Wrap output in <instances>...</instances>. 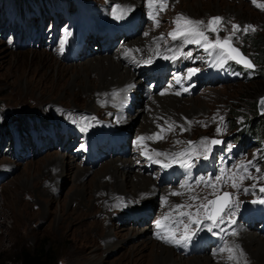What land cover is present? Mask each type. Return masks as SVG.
<instances>
[{
  "label": "rangeland",
  "instance_id": "obj_1",
  "mask_svg": "<svg viewBox=\"0 0 264 264\" xmlns=\"http://www.w3.org/2000/svg\"><path fill=\"white\" fill-rule=\"evenodd\" d=\"M107 4L105 0H0V196L10 193L17 185L23 184L28 189L32 187L31 182L37 176L35 168L39 164L43 171L49 160L61 156L65 167L55 180L54 190L46 175H41V185L29 189V199L38 203L43 213L48 209L47 200H54L51 205L54 211L52 223L47 225L40 220L36 235H27L22 223H9L6 233L8 242L6 246H0V260H13L25 250L36 251L45 242V247L56 257V264H177L171 260L162 263L157 260L165 253L161 251L163 248H169L172 259H183L182 264H203L194 262L202 254H211L221 264H239V255L232 263L227 260V249H233L232 255L241 250L239 244H245L246 239V236H238L242 229L258 234L260 254L264 257V203L259 202L264 199V192H260V188L264 187V136L251 130L253 125L247 122L253 119V124L264 123V112L258 114L255 106L264 95V7H257L258 4L264 5V0H255V3L253 0H195L184 7L179 0H167L163 11L159 10V4L150 9L146 0H142L139 9L122 12L127 20L132 18L129 26L134 28L129 33L122 30L127 23L121 24V20L113 14L115 3L102 11V6ZM150 12L155 15L158 25L150 18ZM182 13L193 21L203 22L200 29L209 41L231 37L233 45L254 65L252 69H246L228 60L221 66L218 50L209 54L202 46L193 43H184L177 52H169L177 56L175 60H160L161 57L157 56L151 63L142 65L141 68L150 66L156 69L155 66H160L163 61L162 69L165 71L161 77L163 80L152 91L148 89L151 88L149 80L142 75V87L137 95L143 92L159 94L169 86L174 90L172 95L179 96L183 106L179 108V117L167 119L176 125L177 142L173 143V137L155 140V144L160 142V146L171 147L172 151H164L160 147L153 150L168 154L182 150L191 152L194 166L188 170L180 167L179 161L170 168H161L142 156L141 147L134 143L138 136L147 132L150 113L145 100L149 99L148 96L137 99L133 96L131 110L125 112L126 117L131 119L128 124L131 126L119 125L118 111L106 112L102 108L103 112L99 109L96 112L100 114L96 115L86 110L85 99L88 96L83 90L90 84L85 82V73L81 71L87 66L88 57L111 55L117 45H124L133 36L142 38L147 30L150 33L154 30L157 34L151 43L160 47L170 46L175 41L168 33L175 28V17ZM214 16L221 17L222 23L217 32H210L206 24ZM103 22L105 25H116L121 30L120 35L106 39L101 45L98 44L101 37L94 36L93 40L87 39L78 49L75 58L68 59L62 55L76 38L77 27L90 24L97 28L98 25L103 26ZM233 24L240 26L235 34ZM245 26L251 28L245 32ZM66 32L69 35L65 36ZM62 40L65 41L63 48ZM101 46H104L103 50ZM188 52L192 53L191 57L187 56ZM171 64L180 67L179 71H175L179 83L171 77L172 71L167 68ZM190 68L199 71L190 79H185ZM45 82L46 87L41 89ZM185 88L188 92L183 93ZM177 92L180 94L177 95ZM109 105L115 107L113 103ZM140 108L142 113L134 116ZM82 115L89 117L85 119ZM86 126L87 131H83ZM212 138H219L221 143L211 146L208 159L202 156L196 159V153L203 151L201 142L211 141ZM116 158L128 159L126 170L129 174L121 173L126 188L130 189L132 184L128 175L139 172L155 183L157 192L153 198L137 202L123 200L119 201V205L113 204L112 208L99 207L105 203L106 196L100 195L95 181L101 176L107 179L113 175L107 167ZM242 165L247 166L246 171L240 167ZM174 173H179L180 178L178 182L171 183L169 176ZM234 173L237 176L236 188L231 186L230 179ZM240 175L246 178L240 180ZM76 176L80 178L79 189L74 183ZM218 176L222 177L220 181L216 180ZM205 182L215 184L216 188L207 186ZM173 188L179 189L173 191ZM222 191L231 194L234 205L231 210L235 215L229 218L226 212L225 222L209 231L212 222L204 219L203 208L198 206ZM173 192L180 194L172 195ZM142 193L139 191L138 194ZM254 200L257 202L253 203ZM176 205L185 207L177 211L174 210ZM81 211H86L83 222L75 218L74 222L78 223H74L73 233H67L68 225L65 223L71 220L63 218L61 213ZM198 211L202 223L191 242L176 245L158 238V234H166L167 227L177 228L176 236L179 238L183 225L173 221L186 223L188 218L181 217L179 213L195 215ZM165 214H169L171 219L164 221ZM249 216L253 221H248ZM101 220L102 237L93 240L98 231L95 225ZM157 220L162 221L159 229L156 227ZM144 230L146 234L141 235ZM233 232L236 234L233 235ZM107 234L110 235L108 238L105 237ZM210 236L217 237L216 245L212 243L205 248L189 249L194 241ZM227 241L228 247L220 251ZM150 251H154L153 254L147 255Z\"/></svg>",
  "mask_w": 264,
  "mask_h": 264
},
{
  "label": "bare ground",
  "instance_id": "obj_2",
  "mask_svg": "<svg viewBox=\"0 0 264 264\" xmlns=\"http://www.w3.org/2000/svg\"><path fill=\"white\" fill-rule=\"evenodd\" d=\"M140 1L142 0H105V3L108 4L102 6V11L108 8L109 4L115 3L114 4L115 9L113 11L114 16L121 20V24L126 22L128 23V25H130L132 18L130 17L127 20V17L123 16L122 12L124 13V11H127V13H130L129 10H131V8L139 9ZM192 1L195 0H179V2L183 5V7L185 6V4L188 5ZM202 1L204 0H201V2ZM196 6L198 7V5ZM127 13H125V15ZM121 15L123 17H121ZM182 15L186 17L185 14L182 13ZM145 33H147V35L144 34L142 38L133 36L131 38H128L124 45L122 46L117 45V49H115L111 53V55H105V56L99 55L95 57L90 56L87 58L88 59L86 61L87 66H85V68H83L82 70L80 69L82 73H85L84 74L85 82L87 81L90 84L89 87H85V90H83L86 96H88V98L85 99L86 110L91 113L94 112L96 115L100 114V112H96L99 109H101V112H103L102 108H105L106 112L113 113L115 111H118L120 113L119 115L120 122H118L117 124L131 126L128 125L129 123H131V119L129 117H126L127 114L125 112L127 110L128 111L131 110L130 107L132 105V101L134 100L133 96H135L136 99L140 98V96L142 98L148 96L149 99L145 100V105L148 106L146 108L150 113V117L148 119L149 125H147V132L143 136L147 137L150 134L155 133L156 131H161V129L157 127V125H160L165 129V131L162 132L163 139L168 137L169 138L173 137L172 141L175 144V142H177L178 140V138L175 135L176 128L173 131H168L167 130L168 125L165 122L168 121L167 119H173L174 117H179V114L181 113L179 108L183 107L179 102L178 99L179 96L174 97L171 93V91L174 92V90L172 89V87L169 86L168 88L166 89L164 88L162 90L161 93H164L163 95L161 93L150 95V93L146 94L144 92L142 94L143 96L142 95L138 96L137 94H139L138 90L142 87V83H141L142 75L143 76L149 75V73L146 74L145 72H143V70L140 69L144 64V61L148 60L150 57L152 59L157 58V56L161 57L159 58L160 60L162 59L170 60L173 54L171 53L170 55L168 53L171 51L177 52L178 47L182 46L186 42H184V39L181 38L171 43L170 46L160 47L161 45L158 46L156 45V43L155 44L151 43V41L152 40L154 41V39L157 37V34H155L154 30H152L151 33L150 31L147 30ZM126 37L127 36H125L124 39H126ZM125 53H127V55ZM116 55H118V58H115ZM165 56L169 57V59H164ZM163 63L164 62L161 61L160 65H162ZM158 65H156L155 67H158ZM161 75L162 73H159V76ZM46 85H47L46 82L42 83L41 89L46 87ZM110 103L115 104V107L112 108L109 105ZM142 110L143 109L141 108L136 110L134 112V116L141 114ZM81 117L87 119L89 116L82 115ZM143 117L145 118L146 114H144ZM115 127L121 128L119 126H115ZM155 143L156 141L153 140L144 141L146 150L149 153L153 151L154 147L155 148L160 147V149L162 148L161 150L164 151L166 150L172 151L171 147H167L164 145L160 146V142L157 144ZM164 151L163 153H166ZM154 159L164 160L165 158L154 157ZM49 161L50 163H47L43 171L40 167V164L39 166L36 167L37 169L35 168V172L37 173L36 174L37 176H35L34 179L32 180L31 182L32 187H29V189L37 188L41 181L40 179L41 175L42 176L46 175L47 182L50 184L52 183L51 187H53L54 190L56 185L55 180L59 175H61L63 170H65V167L61 156L55 157ZM127 161L128 159H123V158H116L114 160H111L107 168H109V170L112 171L113 175L107 179H103L104 176H101L99 180L96 179L95 184L100 191V195L104 194L106 196L105 203L103 202L104 204H102L99 207L106 209V207L109 208L113 206V204L114 205L118 204L119 201L127 200V201L137 202L139 200H143L147 198L151 199L154 197V194L157 192L155 183L152 180L147 179L145 176L141 175L139 172L134 173V175L131 176L128 175L129 178L128 181L130 182L131 180L132 184L130 189L126 188V182L122 178L121 173L126 172L127 174H129V172L126 170L127 169L126 165H128ZM81 175L79 176L81 177ZM79 176H76L74 178V183L78 189L80 185ZM133 177L136 178L133 179ZM29 189L23 184L21 186L17 185L13 188V190L10 193L2 194L0 196V246L1 247L6 246V243L8 242V237L6 236V233L9 231L8 228L9 223H11L12 225L17 223H22L23 227L26 229L27 235L30 234L36 235L38 233L40 220L46 222L47 225L52 223V217L54 211L51 208V205L54 203V200L50 198L49 200H47L46 204L48 203V209L45 213H43L39 207V204L34 203L29 199V194H30ZM173 189H174L173 191H177L179 188H173ZM49 191L52 192L51 188H49ZM139 191H143L144 193L138 194ZM164 193L165 192H163L162 194ZM95 206H97V204ZM168 209L169 208H167V212ZM85 213L86 211L85 212L81 211L77 213H68V214H64L63 212L61 213V216L63 218L71 220L70 223H65L66 225H68L67 233L70 234L73 233L75 229L73 227L75 223L74 222L75 218L79 219L78 222L79 221L81 223L83 222L84 217H86ZM101 224H102V220L101 222L100 221L97 222V224L95 225L98 231H97V235L93 236V240H95L97 237H102L103 230ZM62 227L64 226H61V228ZM145 234H146L145 230L141 231V235H145ZM109 236H110L109 234L105 235L106 238H108ZM238 236L240 237L246 236L244 242L245 244L241 243L238 240L240 242L239 245H241L240 246L241 250H238L237 253L232 255L235 258L237 255H239L237 259L238 263L243 264L245 263V261L247 262L249 261L248 262L249 264H259V263L264 264V257L260 254L261 241L259 239L260 237L258 238V234H256L255 232H249L247 230L242 229L239 231ZM225 243H226L225 246L222 247L224 249L228 247L227 245L228 241ZM168 249L167 250H165L164 248L161 249V251H165V253L164 252L163 254L160 253L162 256L157 255L158 256L157 260H160L161 263L169 260H171L172 262H176L177 264H182L184 262L183 259H179V260L172 259L171 253L169 252ZM151 252L153 254L154 251H150V253L147 255H150ZM233 259L231 260L227 259V260L232 263ZM254 260L256 261V263H250V261H254ZM194 262H202L203 264H221L216 260H214V257H212L211 254L210 255L202 254L200 256H197L194 259Z\"/></svg>",
  "mask_w": 264,
  "mask_h": 264
},
{
  "label": "snow or ice",
  "instance_id": "obj_3",
  "mask_svg": "<svg viewBox=\"0 0 264 264\" xmlns=\"http://www.w3.org/2000/svg\"><path fill=\"white\" fill-rule=\"evenodd\" d=\"M255 3V0H253ZM146 3L148 7L151 9L155 5L159 4L160 5V11L164 10V7L167 5V0H146ZM257 7H264V5H257ZM150 18L154 21V24L158 25V21L156 20L155 15H153L151 12L149 13ZM175 24V28L168 33V36L171 38V40L176 41L178 39L183 38L184 42L186 43H193L198 46H202L204 48L205 52H209L211 54V51L218 50V62L221 66L226 63V61L231 60L234 61L237 64H242L244 68L246 69H252L254 65L250 60L245 58L242 53L239 51V49L235 46H233L231 37H225L223 39H215L213 41H209L208 36L205 34L204 31L200 29V26L203 22L201 21H193L190 18H187L183 16L182 14L177 15L173 21ZM222 23V18L221 17H212L207 21L206 28L210 32H217L218 31V26ZM251 26H245L244 31L247 32ZM233 29V34H235L236 31L240 30V26L233 24L232 25ZM254 30V29H252ZM69 35V33H65V36ZM147 35V33H145ZM160 39H163V37H160ZM65 41H61V48H63V44ZM127 55V53H125ZM158 54V52H157ZM188 57L192 56L191 52L187 53ZM177 58L176 55H173L171 59L175 60ZM164 59H169V57L165 56ZM152 62V58L150 57L148 60L144 61V63L149 64ZM199 69L195 68H190L188 69L187 76L185 79H190L192 76H194ZM180 82L179 77H177V83ZM185 92L188 91L187 88L184 89ZM162 95L164 93H161ZM177 95L180 93L177 92ZM264 103V101H262ZM168 125L167 130L168 131H173L175 129V126L173 123H170L168 121L165 122ZM158 128L161 129L160 132L153 133L152 135L149 136H138L136 138V141H134L135 144L141 147V152L140 154L142 156H145L147 159L151 160L153 163L159 164L161 168H170L172 167L174 162L179 161L180 167L188 170L191 169L194 165L191 162L192 158V153L189 151H182L179 153H173V154H168V153H163L160 151H155L153 150L151 154L146 150V146L144 145L145 140H159L163 139V136L161 133L165 131V129L157 125ZM83 131H87V126L82 129ZM181 131H184L183 128H181ZM217 132H220V128H217ZM189 145L191 146L192 142H188ZM221 141L217 139H213L211 141H202V152H197L196 153V159H199L200 156L203 157V159H208L209 152L211 150L212 145H217L220 144ZM154 157H164V160L160 159H154ZM165 160L167 162H165ZM251 163V162H249ZM241 168H244L245 171L247 170V166H240ZM259 171V169H257ZM246 177L244 175H240L239 179L243 180ZM222 177L218 176L216 177L217 181H220ZM232 180V187L236 188L238 187L237 184V176L234 173L232 177H230ZM200 181H197L199 183ZM207 186L212 187L213 189L216 188L215 184H211L210 182H205ZM187 185H181V187H186ZM245 192L248 191L247 188L244 189ZM260 192H264V187L260 188ZM172 195H179L180 193L173 192L171 193ZM191 199L195 200L196 197H191ZM166 202V201H165ZM257 201H253V203H256ZM260 203H264V199L259 201ZM233 202L231 199V194L228 192H224L222 195H217L215 199L207 200V203H202L198 207L204 209V219L209 220L212 222L211 226L208 228L209 231H212L213 227H219L220 224H223L225 222V213L227 212V215L229 218L235 215V212L232 211L231 209L233 208ZM238 206V205H236ZM185 207L184 205H176L174 210H179L181 208ZM181 217L186 216L187 222L184 223L183 221L176 220L173 221L176 224H182L183 225V231L180 233L179 238H177L176 233L178 231L177 228L173 227H167L166 234L164 235H159L158 238L162 239L166 243H172L176 245H181V244H186L191 242L192 238L197 234V232L200 230V225L202 223L200 219V213L199 211L194 215L190 212H180L179 213ZM171 217L169 214H165L163 217L164 221L170 220ZM234 223L235 221H231ZM162 221L157 220L156 221V227L159 229L161 228ZM195 225L196 228L193 229L192 226ZM223 231V229H221ZM233 235L236 233L233 232ZM225 249H220V251H224ZM229 252V257L228 259L231 260L234 257L232 256L233 249L229 248L227 249Z\"/></svg>",
  "mask_w": 264,
  "mask_h": 264
},
{
  "label": "trees",
  "instance_id": "obj_4",
  "mask_svg": "<svg viewBox=\"0 0 264 264\" xmlns=\"http://www.w3.org/2000/svg\"><path fill=\"white\" fill-rule=\"evenodd\" d=\"M255 44H257V42H255ZM231 63L237 66L236 63ZM247 122L250 125H253L250 127L251 130H253L257 134H262L264 136V123H262V121L253 124V119H248ZM0 264H56V257L52 255L48 247H45V242H43L38 250L22 251L21 254L16 256L13 260H0Z\"/></svg>",
  "mask_w": 264,
  "mask_h": 264
},
{
  "label": "water",
  "instance_id": "obj_5",
  "mask_svg": "<svg viewBox=\"0 0 264 264\" xmlns=\"http://www.w3.org/2000/svg\"><path fill=\"white\" fill-rule=\"evenodd\" d=\"M215 17V16H214ZM212 18V17H211ZM234 46V45H233ZM240 51V50H239ZM241 52V51H240ZM245 58H247L244 54H242ZM248 59V58H247ZM249 60V59H248ZM240 65H242V64H240ZM243 66V65H242ZM260 99H261V101H260ZM260 99H258V101H257V103H256V107H257V112H258V114L260 113H263L264 112V103H262V100H264V95L262 96V98H260ZM215 139H217V140H220L219 138H215ZM213 140V139H212ZM224 192H226V191H223V192H221V193H219L218 195H222ZM216 196L217 195H214V196H212V197H210V198H208L207 200H211V199H215L216 198ZM207 200H206V202L205 203H207ZM203 211H204V209H203Z\"/></svg>",
  "mask_w": 264,
  "mask_h": 264
}]
</instances>
